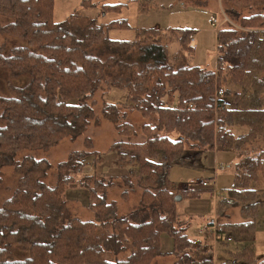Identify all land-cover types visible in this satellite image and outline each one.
Wrapping results in <instances>:
<instances>
[{"label": "trees", "instance_id": "obj_1", "mask_svg": "<svg viewBox=\"0 0 264 264\" xmlns=\"http://www.w3.org/2000/svg\"><path fill=\"white\" fill-rule=\"evenodd\" d=\"M221 1L233 24L222 26L217 34V68L210 72L197 66L177 67L168 46L161 44L173 36L180 53L192 55L194 30H139L128 18L100 23L108 14L121 15L130 3L99 7L92 0H79L66 19L57 21L56 0H0V16L9 20L0 34L26 43L10 56L0 47V69L14 78L30 77L25 87L10 86V97L0 98V169L13 165L21 151H49L65 138H78L92 117L88 101L107 69L135 49L139 60L129 68V82L115 84L127 91V100L107 109L134 110L144 118H156L142 129L145 142L111 146L119 165L130 167L120 179L82 174L86 166L99 163V154L73 152L60 164L55 187L49 188L41 181L48 163L23 160L18 165L22 174L18 187L0 208V264H152L165 255L163 234L174 241L177 264H216L215 245L230 244L224 235L254 234L264 198V149L253 155L242 151L264 130V13L252 12L264 9V0ZM141 7L145 10L147 5ZM110 30H134L135 40L113 41ZM108 52L117 56L115 61H103ZM218 86L236 108L215 111ZM236 129L246 132L237 135ZM118 131L129 136L134 127L124 124ZM173 135L178 139L173 140ZM196 151L235 153L240 158L232 167L233 183L217 214L221 217L232 206L240 209L245 222L218 226L221 237L215 244L212 235L203 240L189 235L186 222L192 217L183 216L176 201L179 196L197 199L213 188L174 191L170 179L172 166ZM189 156V163L197 159ZM135 177L143 189L141 209L118 217L116 204L107 202L108 188L116 181L132 185ZM78 187L88 191L95 221L66 215L67 190ZM15 245L28 258L12 261ZM230 254L232 261L221 264H264L251 246Z\"/></svg>", "mask_w": 264, "mask_h": 264}, {"label": "rangeland", "instance_id": "obj_2", "mask_svg": "<svg viewBox=\"0 0 264 264\" xmlns=\"http://www.w3.org/2000/svg\"><path fill=\"white\" fill-rule=\"evenodd\" d=\"M75 0H56L55 19L61 21L71 13V3ZM99 7L104 4H137L138 10L133 11L130 5L125 8L121 15L111 13L100 18V23L107 24L121 18H128L130 24L139 30H164L190 29L194 30L192 45L195 51L192 55L180 53V46L177 39L170 37L162 40V45H167L170 53V59L174 61L177 67L197 66L206 71H216L218 38L217 34L222 26L230 21L224 13V7L221 0H92ZM77 4L79 0H76ZM141 4H146L147 8L141 10ZM185 5V6H184ZM253 13H264V9L255 8ZM212 19H216L219 27L212 24ZM8 18L0 16V28L8 23ZM233 24V23H229ZM234 26V25H233ZM237 26V25H235ZM218 27V28H217ZM240 35V34H239ZM136 33L134 30H110L108 37L113 41H134ZM5 48L4 55L10 56L12 51L19 47H25L26 43L14 37L0 34V47ZM174 56V57H173ZM115 59L112 53L108 52L103 56V61ZM139 60L138 49L126 53L116 59L111 68H108L103 77L99 89L96 91L92 100L88 101L91 107L92 117L88 119L85 131L76 139L71 137L62 140L56 147L49 151L42 150H24L17 154L13 165H6L0 169V208L6 200L10 199L18 187L22 177L18 170V165L26 158L35 160H44L49 168L41 181L49 188L55 187L58 179V169L60 164L67 161L69 155L73 152L97 153L100 159L96 166L88 165L82 171L84 175L102 174L107 176H123L130 169L129 166H120L116 161L118 157L115 152H110L112 145L121 142L143 143L146 137L143 133V127L147 124H153L155 117L144 118L139 112L134 110L116 109L111 111L107 109L110 105L124 103L128 93L116 88V83L127 84L130 80L129 68ZM111 65V62H107ZM264 78V72L261 73ZM30 81L28 75L20 78H14L7 70L0 69V98L10 97L9 87H25ZM230 85H228L229 87ZM169 99V102L171 103ZM125 114V115H124ZM111 118V119H110ZM130 124L134 127V133L126 135L118 131V126ZM236 134H244L246 129H236ZM177 140V135L172 136ZM264 149V130L257 139L250 142L242 151V154L253 155ZM190 151V150H188ZM216 152V151H215ZM211 153V152H210ZM209 152H189L184 163L174 164L171 168V182L173 190L188 181L190 177H196V180H209L212 186L217 187L223 194L216 196L212 191H204L201 197L197 199H184L186 205L180 212L183 216L189 217L190 213L195 215L186 222L188 233L192 238L203 240L206 235H212L214 244L217 241L211 229L224 224L244 223L245 219L241 216L240 209L228 207L225 213L219 217L218 207L223 198H227V190L233 183L232 167L240 161L235 153L216 152L219 166L224 170H218L210 163ZM199 154V155H196ZM190 155V156H189ZM195 157L191 163L187 157ZM93 158L90 155L87 160ZM190 160V159H189ZM85 188H69L67 190L68 203L66 205V215L72 218H78L82 221H95V214L89 210L90 200L86 207L84 194ZM88 193V191H87ZM143 189L140 187L139 177H135L133 184L128 185L123 181H116L113 187L108 188L107 202L115 203L117 206L118 217L129 216L135 211L141 209V198ZM89 194V193H88ZM82 201H79L82 198ZM255 231L252 236L245 235L235 238L233 235H224L223 238L232 237L233 242L224 246L215 245V263L221 264L232 261L230 252H236L246 246H251L257 259L264 258V198L261 201ZM186 207V208H185ZM192 207L193 212H190ZM217 210V212H216ZM141 213V212H140ZM149 213V212H148ZM145 216V212L141 213ZM219 218V222H218ZM188 220V219H187ZM217 221V224L210 223ZM216 225V226H214ZM12 261H21L28 258V253L22 250L18 245L13 247ZM128 255H122L119 259H125ZM178 259L173 255H163L156 258L152 264H177ZM231 263V262H230Z\"/></svg>", "mask_w": 264, "mask_h": 264}, {"label": "crops", "instance_id": "obj_3", "mask_svg": "<svg viewBox=\"0 0 264 264\" xmlns=\"http://www.w3.org/2000/svg\"><path fill=\"white\" fill-rule=\"evenodd\" d=\"M71 12L73 11V9L77 6V2H76V0L73 2V3H71ZM185 6V5H184ZM130 7H131V9H133V11H137L139 8H138V6H137V4H134V6H133V4H131L130 3ZM142 10V9H141ZM70 14V13H69ZM69 16V15H68ZM67 16V17H68ZM66 17V18H67ZM135 29H138V28H136L135 26H133ZM180 29V28H179ZM183 30H185V29H183ZM135 32V31H134ZM194 38V37H193ZM231 88H233V90H236L237 88L235 87V86H232L231 85ZM125 92H127V91H125ZM127 100V99H126ZM171 100V99H170ZM170 103V102H169ZM174 103V97L172 98V101H171V104H173ZM216 152H211L210 153V155H209V160H210V163H211V165L213 166L212 168H215L216 169V172L220 169V170H224V167L221 165V166H219L220 164L218 163V160H217V155L215 154ZM117 161V159L114 161V162H116ZM127 173H128V171H126ZM98 176H105V177H112V178H123L124 176H126L127 174H125V175H123V176H107V175H105L104 173H102V174H97ZM194 178H196V177H190L189 179H188V181H186V183L185 184H183V186L182 187H179V188H183V187H188V188H195V189H201V185H200V181L201 180H196V179H194ZM212 184V183H211ZM210 187H212L213 188V190H212V192H214L215 193V189H217V191L218 192H220L219 190H218V188L216 187H214V186H210ZM222 193V192H221ZM223 194V193H222ZM216 195V194H215ZM177 198H181L180 196L179 197H177ZM176 198V199H177ZM82 199H83V197L82 198H80L79 199V201H82ZM83 201L85 202V205H86V207L88 206V202H89V194L87 193V191H86V193L84 194V199H83ZM177 203H178V208H179V211L181 210V209H184V208H182V207H184L185 205H186V203H185V201H183V199L181 198L180 200H178L177 201ZM186 208V207H185ZM189 210H191L190 212H193V210H192V207H190V209ZM216 212H217V210H216ZM195 215V213H190L189 214V216H191V217H193ZM187 221H189V219L187 220ZM218 222H219V218H218ZM217 221H214V222H212V223H210V225H213V224H217L218 223ZM161 251H162V253L163 254H165L166 256L167 255H169V254H172L173 253V251H174V241H173V239L168 235V234H163L162 236H161Z\"/></svg>", "mask_w": 264, "mask_h": 264}, {"label": "built area", "instance_id": "obj_4", "mask_svg": "<svg viewBox=\"0 0 264 264\" xmlns=\"http://www.w3.org/2000/svg\"><path fill=\"white\" fill-rule=\"evenodd\" d=\"M212 24L219 27V23L217 22L216 19H212ZM225 94H226L225 89L221 86H218L217 90H216V102H215V111L216 112H220V111H224L225 109H232V108L237 107V105L233 101L226 98ZM200 185L203 188H207V187H210L212 184H211V181H209V180H201ZM215 194H216V196L222 195V193L218 192L217 189H215ZM214 226H216V225H214ZM211 231L215 235L216 240L219 239V237H221L220 234L218 233V230L216 227L211 229ZM233 241H234V239L232 237L227 238V242L231 243Z\"/></svg>", "mask_w": 264, "mask_h": 264}, {"label": "water", "instance_id": "obj_5", "mask_svg": "<svg viewBox=\"0 0 264 264\" xmlns=\"http://www.w3.org/2000/svg\"><path fill=\"white\" fill-rule=\"evenodd\" d=\"M181 198H177L176 201L180 200Z\"/></svg>", "mask_w": 264, "mask_h": 264}]
</instances>
